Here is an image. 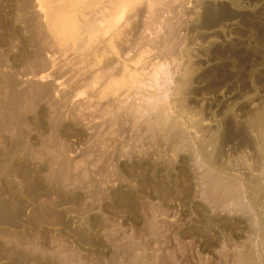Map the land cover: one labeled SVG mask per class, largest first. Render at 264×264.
Masks as SVG:
<instances>
[{"label":"rangeland","instance_id":"rangeland-1","mask_svg":"<svg viewBox=\"0 0 264 264\" xmlns=\"http://www.w3.org/2000/svg\"><path fill=\"white\" fill-rule=\"evenodd\" d=\"M37 2L0 0V264H264V0H176L168 82L192 153L142 131L152 113L140 130L118 116L131 98L56 43ZM206 169L260 206L213 204Z\"/></svg>","mask_w":264,"mask_h":264},{"label":"bare ground","instance_id":"bare-ground-1","mask_svg":"<svg viewBox=\"0 0 264 264\" xmlns=\"http://www.w3.org/2000/svg\"><path fill=\"white\" fill-rule=\"evenodd\" d=\"M178 2L180 3V1ZM178 2L176 0H60L59 7L56 6L58 9L55 11L52 6H49L50 9L52 7V10L47 8V4V6H44L45 1L38 0L37 3L43 12V18L47 24L48 32L55 39L56 43L59 46H68L75 50V52L79 51L77 52V56H82L77 61L89 69L96 68L97 70L106 68L105 71L108 70L105 72L106 74L102 70L101 73L105 74L107 78L100 74V77L97 75L98 79L96 78L95 82L99 83L101 79L104 80L103 83L108 81L106 86L111 89V92L114 89L117 90V93L119 91L122 94L126 93V99L131 98L129 103H122L121 101L122 105L115 104L117 106L119 105V113L114 111L117 115H129L132 121H128V123L132 122L133 126L130 123L129 125L140 130L137 125L139 124V118L145 116L146 113H152L150 120L149 118L147 120L146 130L142 129V131H145L149 137L152 136L153 138L157 136V131L161 132L159 135L162 133L170 137L175 135L174 137L178 138L176 140L179 144L182 143L184 147L189 149V145L193 142H190V137L188 138L186 136V132L183 129L184 122H181L186 116L185 106H183L181 99V83L177 84V88L171 90L168 82L171 77L170 68L174 67L172 63H175V69H180L182 65L180 61L181 48L179 49L181 41L177 34L179 21H176L178 17L175 12L178 9L176 7V3ZM55 3L57 4L58 2L55 1ZM182 9L180 11H183ZM121 15H124V18ZM49 59L52 64L56 61L51 56ZM167 98L169 99L168 102L166 101ZM194 129L196 132L199 130L195 125ZM140 133L142 132L140 131ZM260 134L262 132H259V136ZM138 135L137 137H139ZM182 144L181 146L183 148ZM196 147L197 152L201 153L203 146L198 143ZM204 154L206 156V153ZM201 159L204 161L205 158L201 157ZM209 159L207 158V162L205 163L210 162ZM215 172H210L209 169L204 170L203 194L205 193L207 198L215 202H212L213 204H217L223 208L232 204V206L239 205L240 208L237 207L243 211L244 209L245 211L252 209V207L248 209L245 206L250 204L248 201L245 205V201L243 203L241 202L244 200L242 194H247L246 187L244 186L245 189L243 190L239 185L240 182L236 185L237 183L235 182L236 184H234V181L230 178L225 179V175L222 177L221 173ZM225 172L223 173L225 174ZM257 184L259 183L255 185L257 186ZM258 187L250 188L251 193H257L261 188ZM257 195L259 194L257 193ZM257 198L256 196L250 197V202L256 205L258 202L256 200ZM256 206L260 205L258 204ZM258 231L264 233V225L261 224Z\"/></svg>","mask_w":264,"mask_h":264}]
</instances>
